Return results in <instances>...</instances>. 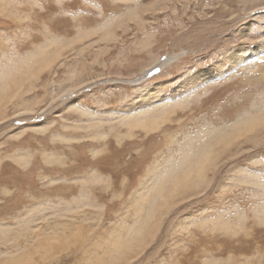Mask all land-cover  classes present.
<instances>
[{
    "label": "rangeland",
    "instance_id": "1",
    "mask_svg": "<svg viewBox=\"0 0 264 264\" xmlns=\"http://www.w3.org/2000/svg\"><path fill=\"white\" fill-rule=\"evenodd\" d=\"M95 3L0 0V264H264V200L243 179L264 169V142L231 128L264 97L248 67L264 3ZM174 102L157 127L128 130ZM213 128L228 135L215 142ZM199 141L222 149L204 185L164 207L157 197L143 218L160 183L171 194L163 171ZM131 227L122 250L112 237Z\"/></svg>",
    "mask_w": 264,
    "mask_h": 264
},
{
    "label": "bare ground",
    "instance_id": "2",
    "mask_svg": "<svg viewBox=\"0 0 264 264\" xmlns=\"http://www.w3.org/2000/svg\"><path fill=\"white\" fill-rule=\"evenodd\" d=\"M111 36H113V35H111ZM44 49H45V47H44ZM255 50L256 51L254 52L253 58L251 56L252 54L250 56H247V58H246L248 60L250 58H252L251 62H249V66L248 67L250 69V72H252L253 74H257L258 76H263L264 77V57H263V55H264V43H261L259 46H256ZM38 51H40V50L38 49ZM31 53L33 54L35 52H31ZM240 54H242V51L240 52ZM176 56H177L176 54H173L171 56H166V57L162 58V61L160 60L156 64V67L158 69H160L162 66L166 65L170 60L174 59ZM256 56L258 58H256ZM261 57H263V58H261ZM144 76H145V74H144ZM13 82H14V80H13ZM19 86H20V84H19ZM19 96H21V95H19ZM185 103H189V100L187 102L185 101ZM174 105L183 106L182 102H178V104L176 102H174L173 105H169L167 107L162 105L161 108L157 112L155 110L153 112H151L152 110L151 111L149 110L148 113H144L145 112L144 111L143 113L140 112L141 114L139 113V114H136L134 116L128 117V120H127V122L125 124H127V128H128L129 131H131V129L134 128V127H136V128L139 127V128H142L143 130H146L148 132L152 128L157 127V125H158V121L157 120L158 119L163 121L162 117L166 113H169L168 109H170V106H174ZM249 115L250 114L248 113V111L245 112V114H241L240 117L236 120L234 126L231 127L232 130L234 131V133H236V132L238 133L237 137L243 136V135L244 136L247 135L246 128L241 122L245 119V117H248ZM91 116H93V115H91ZM256 119H258V117ZM129 131L127 133H129ZM211 134H213V137L215 138V142L219 141L218 139H220L221 137H225L226 135H228L226 130H224V131L219 130L218 131L215 128L211 129ZM216 135H219V136L216 137ZM191 140H193V139H191ZM228 145H229L228 142L225 143V148ZM221 150H219L216 154H219V152ZM213 151H217V150H216L215 147L212 146V142L210 143L208 141V143H207V142L199 141V142H196L195 144H192V146L190 148L180 152L179 158L177 160V164L174 167L171 166L168 170H164L163 171V173H165L164 180L168 181V185L171 184L170 187H169V189L171 191V194H168V196L167 195L164 196L162 194L163 184L160 183V185L158 186L157 191L154 194L150 195V202L147 204V206H150V207L149 208L147 207L148 209L146 211V214L143 216V218L146 217L147 215H150V214L155 212V210H153L155 207L153 209L151 207H153V205L156 204L155 201L157 200V197H158V199L162 200L163 197L164 198H167L169 196L173 197L174 195H177V193H179V192L181 193L182 191H184L186 189L189 190V189H191V186H198L199 187L200 185H204V183H205V175H206V172H208L206 170H208L211 167H213V164H214L213 161L211 160L212 159L211 156H212ZM23 152H22V150H21V152H19V151L13 152L15 160L18 163H22L24 160H27L26 157L24 156L26 154L23 153ZM216 154H215V156H212V157L217 158L218 156ZM21 165H25V164L23 163ZM179 190H181V191H179ZM165 200L166 199H163V203H162L161 207L162 206L164 207V205L167 204L166 201H168V198H167L166 201ZM261 212H262V215H264V206L261 207ZM154 219L156 220V219H158V217H156ZM154 219H153V221H154ZM145 223H146V219L145 220H141V222L138 223V227H135V226L134 227L136 229H138L139 232H142L140 230H142L141 227ZM135 233H136L135 229L132 228V229H129V231H127V236H125V237L123 236V238H122L120 234H115L112 238H114L117 241L119 248L122 247L121 249L123 250L124 247L131 248L133 246V244H126V243L127 242L130 243L132 241H135V235H136ZM122 242H124V243L122 244ZM143 242L144 241H141V242L139 241V244L143 243ZM111 243H113V240L110 239V242H108V245L112 246ZM7 247H9V246H7ZM119 248H117V249H119ZM10 251H8V250L5 251V254L7 255L9 253L8 254L9 256H13V255L15 256L16 255V253H13V251L12 252H10Z\"/></svg>",
    "mask_w": 264,
    "mask_h": 264
},
{
    "label": "snow or ice",
    "instance_id": "3",
    "mask_svg": "<svg viewBox=\"0 0 264 264\" xmlns=\"http://www.w3.org/2000/svg\"><path fill=\"white\" fill-rule=\"evenodd\" d=\"M65 0H55V3L63 9ZM92 7H98L95 3V0H88ZM261 3H264V0H261ZM107 6L112 10H117L121 7L118 3V0H108ZM261 15L264 16V9L259 10ZM264 27V25H262ZM260 42L264 43V32L260 34ZM70 94V93H69ZM258 112L251 113L248 117L241 122L247 131L249 137L259 136L264 142V97H262L261 102L257 105ZM259 116V119H256V116ZM206 159V158H205ZM245 182L252 180V182L258 183L260 188V197L264 200V169L261 170V174L258 177H245L243 178ZM241 191H246V189H241ZM259 222L264 224V215L259 218Z\"/></svg>",
    "mask_w": 264,
    "mask_h": 264
}]
</instances>
